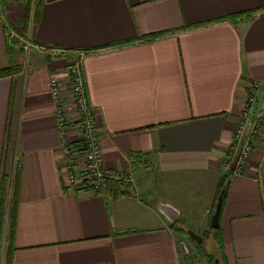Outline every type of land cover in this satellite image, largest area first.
<instances>
[{
	"label": "crops",
	"instance_id": "crops-1",
	"mask_svg": "<svg viewBox=\"0 0 264 264\" xmlns=\"http://www.w3.org/2000/svg\"><path fill=\"white\" fill-rule=\"evenodd\" d=\"M32 3L42 49L0 77V200L14 142L20 163L9 264H184L203 242L177 227L211 226L222 191L220 264H264V126L244 162L232 139L256 90L264 106V0ZM25 11L0 0V69L20 65L8 46ZM74 56L106 169L132 183L68 184L64 145L80 135L58 125L50 84Z\"/></svg>",
	"mask_w": 264,
	"mask_h": 264
},
{
	"label": "built area",
	"instance_id": "built-area-1",
	"mask_svg": "<svg viewBox=\"0 0 264 264\" xmlns=\"http://www.w3.org/2000/svg\"><path fill=\"white\" fill-rule=\"evenodd\" d=\"M28 36L31 38L29 34ZM12 37L10 35V39ZM29 44H34L32 39H29ZM18 46L19 49L23 48L21 44ZM15 48L18 50L17 46ZM25 48L27 49L28 46ZM25 52L27 53V51ZM70 66L71 69L68 71L69 76L67 78L60 79L54 76L50 84L52 97L56 102L55 113L58 125L65 132L69 124L76 123L75 129L81 137L75 142L66 140L64 145L66 146L64 160L68 171V184L71 188H78V185L86 180L85 175L93 179L91 180L92 184L117 180L122 176L113 170L106 169L103 160L102 146L94 126L95 114L86 98L85 80L81 68L77 63ZM252 86L259 89L260 85L257 83ZM256 103L257 90L244 103L240 120L236 124L232 138L238 162H244L250 156L254 143L260 135L261 127L264 125L263 107L255 109ZM74 113L77 114V117ZM16 159L14 156V166H20ZM130 176L132 175L129 174L127 178Z\"/></svg>",
	"mask_w": 264,
	"mask_h": 264
},
{
	"label": "rangeland",
	"instance_id": "rangeland-1",
	"mask_svg": "<svg viewBox=\"0 0 264 264\" xmlns=\"http://www.w3.org/2000/svg\"><path fill=\"white\" fill-rule=\"evenodd\" d=\"M17 1L21 2V0H17ZM27 1L28 0H25V4ZM32 2H33V0H30V3H31L30 15L27 18V20H26V11H27V5H26V11L24 12V17L22 19V22H20L19 24H18V22H15L14 25L11 27V30H10V35L13 36L11 39H12V42L14 44L10 47L14 48L15 50H16L15 47L16 46L18 47V50H16L15 52L17 55L19 54L18 56H19L20 65H17V66H20L19 72L23 71V72H21L22 74H25V72L28 68L30 57L32 56V54H34L33 50L42 49L38 45H34V44L30 45L29 44V39H31V38H29V36H28L29 33L27 34V31H28V27L32 26V24L34 22V19H33L34 16L32 15V10L34 8V4ZM26 21L28 22V25L25 28L24 23ZM19 44H21L23 46V48L19 49V46H18ZM25 46H28V48L26 49ZM25 51H27V53ZM70 59H72L71 63H70L72 65H75L78 62V58L76 56L71 57ZM70 69H71L70 65L65 67V71H69ZM257 83L260 85L259 81L253 82V84H257ZM257 94H258V92H257ZM263 110H264V106H263ZM74 115H75V117H77V114L74 113ZM262 127H261V129H262ZM80 138L81 137L78 136V137H76V140H79ZM15 146H16V142H14L12 145H10L9 149H8V165H9V168L7 169V172L5 174L9 175V176L13 175L12 167H13V162H14V156L16 155V152L14 150ZM84 178L86 179V181H88V183H91V180H93L86 175ZM121 178L128 180L126 175L122 176ZM128 181H129L128 183H132L131 180H128ZM114 183L118 186L117 182H114ZM7 206H8V204H7ZM191 228H193V230H195L196 232H199L201 235L203 234L204 241H203L202 245H200V246H199V244L197 245V243H196V245H194V243H192L195 247V249H194L195 253L190 254L191 257H187V260L185 261L184 264H214L216 249H215V243L213 240L216 237L215 236L216 232L213 231V228L211 226H209V224L205 225L203 227H200V228H196V227H191ZM184 254H187V253L184 251Z\"/></svg>",
	"mask_w": 264,
	"mask_h": 264
},
{
	"label": "trees",
	"instance_id": "trees-1",
	"mask_svg": "<svg viewBox=\"0 0 264 264\" xmlns=\"http://www.w3.org/2000/svg\"><path fill=\"white\" fill-rule=\"evenodd\" d=\"M26 5H27V11H26V20L27 18L29 17L30 15V7H31V3H30V0H28L26 2ZM34 21H36L38 18H37V11L34 10ZM28 25V22L26 21L24 23V26L25 28L27 27ZM13 48L8 46V50H12ZM14 70H12V67H4V68H1L0 69V77H3V76H6V75H10L12 73V71L14 72H18L20 70V67L19 66H15L13 68ZM136 156V155H135ZM137 159V160H136ZM136 162L139 161V159L135 158ZM139 166V165H138ZM137 165L134 164V169H136L138 167ZM20 166H17V169H16V172L17 170L19 169ZM8 175H5V185H4V188H3V196H2V199L0 200V206H1V209H0V259H1V256H3L2 254V251H3V244L5 243L6 244V247H5V257H6V264H9L10 263V260H11V256H12V251L14 250V237H15V228H16V222H17V198L15 196V192L17 191V187H16V183L14 182L13 184V189H12V193H11V202L9 204V213H6L4 214V212H7V203H8V191H9V180H8ZM225 180V179H224ZM222 186H223V183H222ZM14 195V196H13ZM225 195V193H224ZM224 195H223V200H225L224 198ZM7 216V218H6ZM180 220H177L174 225H176L178 223V226H181L179 225ZM178 229L180 230H183V231H186L182 226L181 227H177ZM216 234V238L219 239V236H220V226L218 227V229L215 230ZM202 245V244H200ZM219 254L217 253V255H215V259L216 257L218 258ZM215 264V262H214ZM221 264H225L224 263V260L221 259Z\"/></svg>",
	"mask_w": 264,
	"mask_h": 264
},
{
	"label": "water",
	"instance_id": "water-1",
	"mask_svg": "<svg viewBox=\"0 0 264 264\" xmlns=\"http://www.w3.org/2000/svg\"><path fill=\"white\" fill-rule=\"evenodd\" d=\"M222 203H223V191L219 195V198H218V201H217V204L215 207V211H214L212 219H211V226L213 228L219 227V219H220V213H221V209H222ZM186 232L196 242H198V243L203 242V240H204L203 236L200 233L193 230L192 228H186ZM215 264H220L219 258L215 259Z\"/></svg>",
	"mask_w": 264,
	"mask_h": 264
}]
</instances>
